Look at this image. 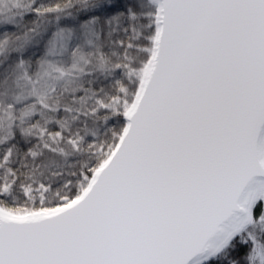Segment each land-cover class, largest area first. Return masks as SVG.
<instances>
[{"label": "snow or ice", "instance_id": "6c2138e0", "mask_svg": "<svg viewBox=\"0 0 264 264\" xmlns=\"http://www.w3.org/2000/svg\"><path fill=\"white\" fill-rule=\"evenodd\" d=\"M0 264H264V0H0Z\"/></svg>", "mask_w": 264, "mask_h": 264}]
</instances>
